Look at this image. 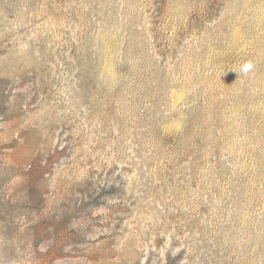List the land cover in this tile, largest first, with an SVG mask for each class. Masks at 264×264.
Listing matches in <instances>:
<instances>
[{"label": "rangeland", "instance_id": "374dc122", "mask_svg": "<svg viewBox=\"0 0 264 264\" xmlns=\"http://www.w3.org/2000/svg\"><path fill=\"white\" fill-rule=\"evenodd\" d=\"M0 264H264V0H0Z\"/></svg>", "mask_w": 264, "mask_h": 264}, {"label": "clouds", "instance_id": "9594fccd", "mask_svg": "<svg viewBox=\"0 0 264 264\" xmlns=\"http://www.w3.org/2000/svg\"><path fill=\"white\" fill-rule=\"evenodd\" d=\"M254 68V64L252 61H246L242 64L240 71L244 74L249 73Z\"/></svg>", "mask_w": 264, "mask_h": 264}]
</instances>
